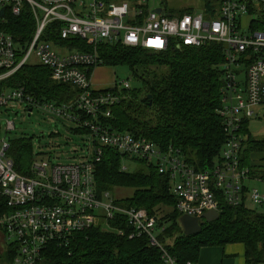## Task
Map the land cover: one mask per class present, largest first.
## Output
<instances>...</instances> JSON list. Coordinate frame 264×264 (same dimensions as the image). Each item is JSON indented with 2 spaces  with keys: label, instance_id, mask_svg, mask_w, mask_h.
<instances>
[{
  "label": "built area",
  "instance_id": "built-area-1",
  "mask_svg": "<svg viewBox=\"0 0 264 264\" xmlns=\"http://www.w3.org/2000/svg\"><path fill=\"white\" fill-rule=\"evenodd\" d=\"M255 1L264 6V0ZM246 2L221 0L211 16L204 10L169 16L164 10L157 13L155 8L150 9L147 0H0L1 21L5 13L19 15L25 4L35 21L34 34L24 45L0 30V106L17 103L25 113L31 109L30 114L35 108L45 109L88 130L93 143L92 156L79 163H54L45 155H36L29 174H20L9 154L11 139L0 134V195L9 208L0 216V231L4 248L7 250L10 244L15 250L10 264H41V250L52 241L61 246L74 233L92 227L109 228V221L119 214L130 227L129 238L146 237L150 246L161 250L165 264H174L157 239L154 215L143 208L119 205L108 190L97 192L94 169L105 148H112L122 159L154 163L157 171L168 178L180 216L219 212L220 199L233 207L242 202L264 203L258 189L246 186L249 172L240 163L245 139L240 133L242 121L256 115L255 107L264 106V31L242 30ZM56 22L61 40L80 39L91 51L45 39V29ZM118 41L154 51L170 46L222 44L225 81L219 113L226 140L220 160L211 169L197 170L179 148L160 147L152 140L109 125L111 107L120 98L113 89H128L129 82L95 89L91 75L102 63L98 44ZM33 64L47 68L52 81L75 87L77 96L57 104L35 97L24 86L9 85L19 69ZM239 74L243 78L239 79ZM4 126L5 133L15 128L12 120H6Z\"/></svg>",
  "mask_w": 264,
  "mask_h": 264
},
{
  "label": "trees",
  "instance_id": "trees-1",
  "mask_svg": "<svg viewBox=\"0 0 264 264\" xmlns=\"http://www.w3.org/2000/svg\"><path fill=\"white\" fill-rule=\"evenodd\" d=\"M220 2L203 0L205 13L211 16ZM246 3L247 14L252 15L246 30L264 31L262 2L247 0ZM184 12L192 11L182 9L176 15L166 13L180 16ZM3 18L0 30L12 35L15 42L24 45L31 39L35 21L28 5L23 6L19 15L5 13ZM55 28H59L57 22L47 26L44 38L91 51L92 48L80 39L61 40ZM96 50L101 65L127 66L139 84L137 88L113 89L120 98L111 107L109 125L118 131H129L152 140L160 147L172 145L181 149L186 161L200 171L211 169L220 160L226 140L223 118L219 113L225 81L222 44L170 46L166 50L154 51L126 46L118 41L100 43ZM8 83L13 87L24 86L35 97L57 104L66 103L79 93L75 87L52 81L49 70L41 65H24ZM248 121L244 119L240 126V133L245 137L240 163L248 169L249 176L264 179V139L251 138ZM9 154L15 170L29 174L34 158L31 139L11 140ZM139 161L145 169L126 172L121 166L122 156L112 148H105L101 160L95 164L96 190L101 193L114 187L133 189L131 196L119 199L117 203L143 208L156 217L157 239L174 259V264L196 263L202 247H223L230 243L243 244L245 264H264V212L245 202L233 207L220 199L218 217L201 222L200 231L186 235L178 222L180 214L168 178L157 171L154 163ZM8 209L0 195V216ZM167 222L169 225L166 226ZM109 224V228L92 227L74 233L65 245L59 246L57 241H52L41 250V264H165L161 250L150 246L146 237L129 238L130 227L123 215L115 216ZM14 256L15 250L9 244L0 255V264H10Z\"/></svg>",
  "mask_w": 264,
  "mask_h": 264
},
{
  "label": "rangeland",
  "instance_id": "rangeland-1",
  "mask_svg": "<svg viewBox=\"0 0 264 264\" xmlns=\"http://www.w3.org/2000/svg\"><path fill=\"white\" fill-rule=\"evenodd\" d=\"M165 3H167L166 6L161 3V0H147L150 9L161 8L165 13L168 10L174 14L179 13V10L183 8L182 5L191 3L194 6L200 4L201 0H165ZM199 11L196 9V12ZM251 18L252 15L249 16L248 14L242 17L241 28L246 33L249 32L246 29ZM238 77L239 79L243 78L241 74ZM122 81H128L130 88L139 87L136 80L132 78L127 66L112 67L100 65L93 70L91 75L92 87L95 89H107L115 83L120 85ZM254 111L256 115L248 118V130L251 138L261 140L264 139V106H257L254 108ZM6 120H12L15 128L5 133L4 124ZM0 127L1 136L6 135L11 140L30 138L33 155H45L54 163H79L86 156H92L93 143L90 132L81 130L75 124L42 108H35L28 117L27 113L23 111L22 106L17 103L0 106ZM242 138H245L244 135H242ZM121 166L126 172L130 173L145 169L142 162L131 158H123ZM245 182L250 187L255 186L254 188L258 189L261 193L258 182L252 179ZM109 192L114 200H119L131 196L133 189L114 187ZM247 204L259 212H264L263 205ZM163 213H159L158 215H162ZM167 225H169L168 222L166 223ZM2 241L3 238L0 231V255L5 251ZM170 242L171 240H168V243Z\"/></svg>",
  "mask_w": 264,
  "mask_h": 264
},
{
  "label": "crops",
  "instance_id": "crops-1",
  "mask_svg": "<svg viewBox=\"0 0 264 264\" xmlns=\"http://www.w3.org/2000/svg\"><path fill=\"white\" fill-rule=\"evenodd\" d=\"M161 3L165 6L167 3H165V0H161ZM203 0H201L200 4L194 5L184 4L182 5V9H189V11L195 12L196 9L198 10H205L203 7ZM167 13L170 12L167 10ZM185 13V12H184ZM176 15V14H175ZM255 180L259 183L261 194L264 196V179H261L259 177L253 176L249 177L247 180ZM246 183V182H245ZM248 188L250 187L246 184ZM264 206V204H262ZM261 205V206H262ZM191 264H245V257H244V246L241 243H230L226 244L223 247H217V246H207L202 247L199 252L198 261L196 263Z\"/></svg>",
  "mask_w": 264,
  "mask_h": 264
},
{
  "label": "water",
  "instance_id": "water-1",
  "mask_svg": "<svg viewBox=\"0 0 264 264\" xmlns=\"http://www.w3.org/2000/svg\"><path fill=\"white\" fill-rule=\"evenodd\" d=\"M154 11L160 13L162 9L155 8ZM148 98H151L150 95H148ZM30 112L31 109H29L27 112L28 117L31 115ZM218 215H219L218 212L214 210L203 213L201 217H191L188 215H181L178 219V222L181 226L183 233L186 235H191L200 231L201 222H209L213 219H216ZM200 218H202V221L200 220Z\"/></svg>",
  "mask_w": 264,
  "mask_h": 264
}]
</instances>
